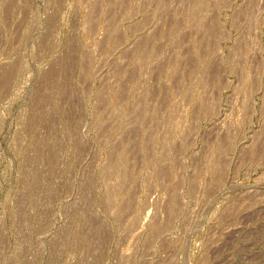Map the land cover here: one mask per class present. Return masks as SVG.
<instances>
[{
	"label": "rangeland",
	"instance_id": "374dc122",
	"mask_svg": "<svg viewBox=\"0 0 264 264\" xmlns=\"http://www.w3.org/2000/svg\"><path fill=\"white\" fill-rule=\"evenodd\" d=\"M0 264H264V0H0Z\"/></svg>",
	"mask_w": 264,
	"mask_h": 264
}]
</instances>
